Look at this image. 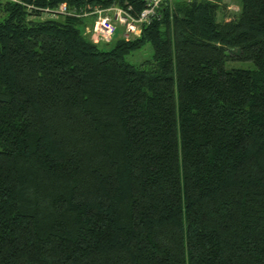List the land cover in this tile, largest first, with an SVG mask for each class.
<instances>
[{
  "label": "trees",
  "instance_id": "1",
  "mask_svg": "<svg viewBox=\"0 0 264 264\" xmlns=\"http://www.w3.org/2000/svg\"><path fill=\"white\" fill-rule=\"evenodd\" d=\"M233 1L109 49L0 2V264H264V0Z\"/></svg>",
  "mask_w": 264,
  "mask_h": 264
},
{
  "label": "built area",
  "instance_id": "2",
  "mask_svg": "<svg viewBox=\"0 0 264 264\" xmlns=\"http://www.w3.org/2000/svg\"><path fill=\"white\" fill-rule=\"evenodd\" d=\"M0 0L22 6L29 17L80 18L82 32L94 43H108L112 37L129 40L161 16V8L174 0ZM189 1V0H187Z\"/></svg>",
  "mask_w": 264,
  "mask_h": 264
},
{
  "label": "rangeland",
  "instance_id": "3",
  "mask_svg": "<svg viewBox=\"0 0 264 264\" xmlns=\"http://www.w3.org/2000/svg\"><path fill=\"white\" fill-rule=\"evenodd\" d=\"M238 10V5L233 0H221L220 2V10L218 11V18L229 19L231 18L235 12ZM62 16H58L60 18ZM116 33L115 36L112 37L111 41L108 44L100 43L99 46L102 49H109L111 48L118 36ZM151 54V48L149 46L145 47L144 49L138 50L134 52L132 56L129 57V60L133 63H137L140 59L147 58ZM255 64L251 60H229L225 63V68H244V69H255Z\"/></svg>",
  "mask_w": 264,
  "mask_h": 264
}]
</instances>
